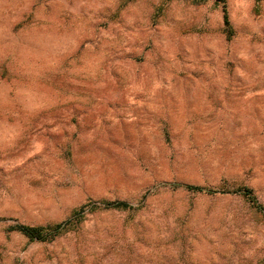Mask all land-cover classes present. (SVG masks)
Listing matches in <instances>:
<instances>
[{
  "label": "rangeland",
  "instance_id": "1",
  "mask_svg": "<svg viewBox=\"0 0 264 264\" xmlns=\"http://www.w3.org/2000/svg\"><path fill=\"white\" fill-rule=\"evenodd\" d=\"M226 5L0 0V264H264V0Z\"/></svg>",
  "mask_w": 264,
  "mask_h": 264
},
{
  "label": "trees",
  "instance_id": "2",
  "mask_svg": "<svg viewBox=\"0 0 264 264\" xmlns=\"http://www.w3.org/2000/svg\"><path fill=\"white\" fill-rule=\"evenodd\" d=\"M197 2H206L209 0H195ZM218 4H220L223 7V14H224V26H225V33L227 34L228 40H231L235 36V32L233 31V28L231 26L228 10H227V0H215ZM174 187H181L188 191L193 192H199V193H216L211 189L205 188V187H199V186H193V185H177ZM235 193L243 196L252 206L253 208H256L259 212L262 213L264 218V206L259 202L258 198L254 194L253 189L249 187H240ZM104 209H121V210H127L131 208V206L123 201H114V202H103L102 203ZM95 206V205H94ZM99 207V206H96ZM81 212L85 211V207H83ZM80 211L75 212V219L77 218L76 222H79L78 215L81 213ZM72 222L74 223V220H69L65 223L57 224V225H48V226H41V227H32V226H26L17 224L11 227L10 231L19 232L26 237H28L31 241H52L57 236L63 234L66 232L69 227L72 225Z\"/></svg>",
  "mask_w": 264,
  "mask_h": 264
}]
</instances>
